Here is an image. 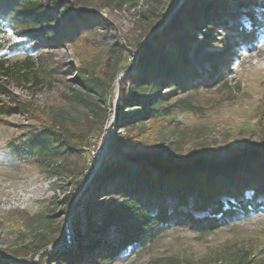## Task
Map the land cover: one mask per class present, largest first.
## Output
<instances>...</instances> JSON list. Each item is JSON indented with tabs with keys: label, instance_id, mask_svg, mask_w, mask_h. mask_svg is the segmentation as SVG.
I'll return each mask as SVG.
<instances>
[{
	"label": "trees",
	"instance_id": "16d2710c",
	"mask_svg": "<svg viewBox=\"0 0 264 264\" xmlns=\"http://www.w3.org/2000/svg\"><path fill=\"white\" fill-rule=\"evenodd\" d=\"M100 1L120 8L128 0ZM226 1L183 0L160 25L134 39L103 18L91 0H0V32L11 30L22 38L15 46L76 50L77 58L68 64L73 76L65 99L85 109L81 128L50 123L35 130L20 152L50 174L82 175L90 136L106 121L115 126V158L103 166L99 156L84 177L85 234L76 237L70 225L71 249L48 243L34 257L51 255L57 264L109 262L152 242L168 227L212 231L228 216L261 205L264 138L226 161L196 158L191 165L160 150L134 152L117 138L126 131L130 141L173 125L177 112L194 109L196 92L226 81L234 43L254 34L224 21ZM250 1L260 11L254 24L260 23L264 0ZM218 27L230 30L233 38H216ZM217 44L225 46L203 50ZM131 51L134 57L128 62ZM9 261L0 256V264ZM148 264L180 263L157 258ZM227 264H264V246L259 255L235 253Z\"/></svg>",
	"mask_w": 264,
	"mask_h": 264
},
{
	"label": "rangeland",
	"instance_id": "374dc122",
	"mask_svg": "<svg viewBox=\"0 0 264 264\" xmlns=\"http://www.w3.org/2000/svg\"><path fill=\"white\" fill-rule=\"evenodd\" d=\"M182 1L128 0L120 8L104 6L100 0L91 3L122 34L141 39L146 29L160 25ZM222 12L227 23L254 33L243 42L229 40L235 47L226 81L196 92L192 96L194 109L177 112L173 125L148 130L130 140L131 144L127 132L122 131L117 138H122L123 146H133L134 152L148 149L175 154L181 163L191 165L196 158L226 161L261 143L264 20L254 24L260 11L250 0H227ZM215 34L218 39L233 38V33L222 27ZM21 40L11 30L0 32V256H8L10 264H29L33 258L34 264H57L51 255L38 258L34 252L48 243L62 251L71 249L70 225L76 237L85 234L84 177L99 156L103 166L115 158V126L106 121L99 133L90 136L83 148L82 175L50 174L26 158L20 151L35 130L58 121L81 128L85 109L65 99L73 76L68 64L77 58L76 50L14 45ZM223 46L210 45L203 50ZM133 57L131 51L128 62ZM258 202L260 206L228 216L212 231L174 225L144 246L93 264H148L157 258H173L180 264H227L233 254L244 250L259 255L264 246V200Z\"/></svg>",
	"mask_w": 264,
	"mask_h": 264
},
{
	"label": "built area",
	"instance_id": "2783aa9c",
	"mask_svg": "<svg viewBox=\"0 0 264 264\" xmlns=\"http://www.w3.org/2000/svg\"><path fill=\"white\" fill-rule=\"evenodd\" d=\"M95 156V154H93V157Z\"/></svg>",
	"mask_w": 264,
	"mask_h": 264
},
{
	"label": "water",
	"instance_id": "95a60500",
	"mask_svg": "<svg viewBox=\"0 0 264 264\" xmlns=\"http://www.w3.org/2000/svg\"><path fill=\"white\" fill-rule=\"evenodd\" d=\"M64 238H66V236H64Z\"/></svg>",
	"mask_w": 264,
	"mask_h": 264
}]
</instances>
